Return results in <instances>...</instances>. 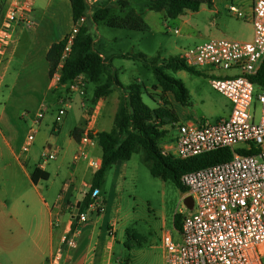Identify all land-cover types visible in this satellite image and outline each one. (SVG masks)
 Segmentation results:
<instances>
[{"label":"built area","instance_id":"2783aa9c","mask_svg":"<svg viewBox=\"0 0 264 264\" xmlns=\"http://www.w3.org/2000/svg\"><path fill=\"white\" fill-rule=\"evenodd\" d=\"M38 0H10L6 15L0 21V82L9 48L15 43L21 26L33 28L31 18ZM87 6L96 0H85ZM231 12L243 17L235 6ZM87 11V10H86ZM86 14V12H85ZM85 15L75 24L67 37L64 57L85 23ZM251 20L254 37L240 42L229 39H211L185 50L181 59L187 66L213 69L211 87L232 104L229 117L213 124L187 121L177 124L178 135L174 139L173 155L182 159L228 149L232 158L228 162L185 174L182 185L192 196L194 207L182 213L181 229L176 227L164 233L162 243L164 264H264V86H258L252 77L264 68V0H253ZM179 34V30L175 31ZM230 73V74H226ZM60 72L52 77V85L60 83ZM84 76L73 81L72 90L80 95L86 87ZM261 107L259 121L255 108ZM48 107L35 115L34 129L23 146V153L30 151L38 127L43 122ZM67 110L61 108L55 124H61ZM90 133L85 134L80 145H94ZM169 153L166 148L163 151ZM56 154L48 151L41 157V164L55 160ZM82 147L74 160H87ZM92 169L99 170L98 161H90ZM101 190L92 192V202L81 214L79 223H85L93 214L106 209L100 198ZM68 245L76 246L74 240ZM60 251L55 257L60 260Z\"/></svg>","mask_w":264,"mask_h":264},{"label":"crops","instance_id":"0c3cea01","mask_svg":"<svg viewBox=\"0 0 264 264\" xmlns=\"http://www.w3.org/2000/svg\"><path fill=\"white\" fill-rule=\"evenodd\" d=\"M31 18L36 25L19 28L15 43L7 52L0 82V264H113L118 244L115 234L122 219L119 208L113 212L110 203L106 204L103 213L91 215L87 222L78 223L77 230L71 232L78 205L91 190L97 171L89 162L95 160L101 164L103 155L96 139L94 145L81 146L72 132L76 128L83 130L84 134L111 131L124 91L116 90L98 102L94 97L87 98L91 105L84 106L82 115L75 116L77 122L68 129L69 139L62 145L60 136L67 123L55 124V118L47 123L43 120L36 135L45 128L53 137L42 138L40 146L38 144L40 152L33 143L30 151L23 153L27 137L34 129L35 115L43 105H48L52 96L61 103L62 95L54 93L59 85H52L47 56L55 43L67 39L76 24L70 0H38ZM101 56L108 70L117 74L108 58L102 53ZM74 94L64 101H70ZM80 96L84 99L83 95ZM231 111L232 108L225 118ZM188 117L186 114L185 122L191 121ZM105 123L110 129L101 128ZM82 147L88 158L75 161ZM48 151L56 154L55 160H70L71 180L64 182L58 193L53 189L49 165L41 164L42 155ZM78 177L80 186L76 184ZM105 182L106 177L100 187L101 193L105 190ZM70 240L76 242L74 248L68 245ZM59 251L60 260L56 261Z\"/></svg>","mask_w":264,"mask_h":264},{"label":"rangeland","instance_id":"374dc122","mask_svg":"<svg viewBox=\"0 0 264 264\" xmlns=\"http://www.w3.org/2000/svg\"><path fill=\"white\" fill-rule=\"evenodd\" d=\"M213 2L212 7L202 4L198 12L188 11L177 19H170L165 12L151 10L149 0H96V3L87 6L83 25L90 27L95 49L108 58L120 81L126 86L132 83L142 85L143 99L147 105L156 108L168 102L172 107L178 106L176 112L180 123L185 122L187 114L191 121L213 124L220 118H225L232 108L229 100L210 85L213 69L208 67L198 69L202 73L200 76L186 71L174 73L172 70H166L169 75L182 80L190 93L191 105L182 107L171 93H164L157 87L158 81L151 63H146L139 57L141 54L145 55L149 61L157 58V65H161L167 58L171 56L181 58L185 50L211 39L240 42L253 39L254 26L251 20L253 0ZM231 6L238 8L244 16L239 17L231 12ZM100 9H109V16L105 21L96 23L94 15ZM133 16L142 18L146 30L111 27L107 24L111 19L120 23ZM176 30L180 33L176 34ZM121 55L131 59L122 58ZM72 84L59 85L54 89V93L62 95L59 99L61 103H58L54 96L50 97L47 106L51 107L43 119L45 123L50 122L56 118L61 108L68 110L69 113L63 120L67 126L60 136L61 145L63 141L69 139L68 129L77 122L75 116L82 115L83 107L91 105L86 99L93 97L95 89L100 85L86 84L83 99L79 93L74 94ZM70 94H74L71 100L64 101ZM260 111L261 107L257 104L255 108L257 121L260 118ZM109 126L105 123L101 128L110 129ZM164 130L167 131V135L160 142V147L163 151L168 148L170 152L167 154L173 155L172 143L178 135L177 124L167 125ZM50 134L49 129L43 128L41 134L36 135L34 143L38 152H40L38 144L40 146L43 137H53ZM69 162L70 160L63 162L59 158L47 164L53 176L51 181L55 193H58L64 182L71 180L69 176L72 169L68 167ZM151 165V162L145 161L144 151L141 150L134 154L130 161L120 162L106 176L105 192L101 193L100 198L104 201L105 207L110 203L113 212L119 208V217L122 218L115 234L118 244L113 264H164L165 252L162 243L164 233L174 229L175 215H182L187 210L181 190L171 180L165 181L160 177H154ZM76 184L77 186L81 184L79 177ZM105 199H110V202L106 203Z\"/></svg>","mask_w":264,"mask_h":264},{"label":"trees","instance_id":"16d2710c","mask_svg":"<svg viewBox=\"0 0 264 264\" xmlns=\"http://www.w3.org/2000/svg\"><path fill=\"white\" fill-rule=\"evenodd\" d=\"M8 0H0V21ZM73 8L75 23L85 15L87 4L85 0H70ZM150 9L155 12H165L170 19H177L188 11L198 12L202 4L212 7L213 0H149ZM128 3L126 2L125 5ZM109 16V9H100L94 15L95 22L105 21ZM111 27L129 28L131 30H146L140 16L125 19L117 23L114 19L107 22ZM67 39L55 43L49 53L51 78L59 71L61 78L59 85L73 83L79 76H84L86 83H100L95 89L94 101L107 97L116 90L122 89L124 96L120 95L118 111L111 131H91L89 136L96 139L102 149L100 169L96 171L91 190L84 196L80 203L78 213H83L92 202V192L100 189L105 181L108 170L119 162H128L133 155L144 151L145 161L151 162V173L165 181L171 180L183 194L188 192L181 179L185 174L204 169L231 160L232 155L228 149H221L205 153L196 157L182 159L172 154H165L160 147V142L166 138L167 131L164 127L180 123L177 112L168 102L152 108L144 102L143 87L139 83L124 85L117 74H112L106 65L101 53L95 49V41L88 25H82L79 33L71 46V52L64 57ZM122 58L131 59L121 55ZM146 63H151L152 70L158 81V86L164 93H171L176 102L183 107L191 105V96L182 80L169 75L166 70L174 73L186 71L200 76L202 73L189 67L179 56H171L157 65L156 59H147L139 55ZM258 86H264V68L258 75L251 78ZM152 99V98H151ZM153 100V99H152ZM84 131L76 128L72 132L73 138L80 142ZM183 215L176 214L174 226L181 229ZM79 222L75 219L71 232L77 230Z\"/></svg>","mask_w":264,"mask_h":264},{"label":"water","instance_id":"95a60500","mask_svg":"<svg viewBox=\"0 0 264 264\" xmlns=\"http://www.w3.org/2000/svg\"><path fill=\"white\" fill-rule=\"evenodd\" d=\"M184 205L186 206V208H187L188 210H192L193 207H194V200H193V197H192V196H188V197H186V198L184 199ZM79 207H80V203H79V205H78L77 212H78ZM79 219H80V216L77 215V216H76V220L79 221Z\"/></svg>","mask_w":264,"mask_h":264}]
</instances>
